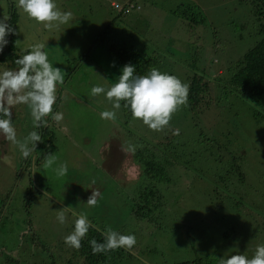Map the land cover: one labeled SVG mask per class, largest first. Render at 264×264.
<instances>
[{"label": "rangeland", "instance_id": "1", "mask_svg": "<svg viewBox=\"0 0 264 264\" xmlns=\"http://www.w3.org/2000/svg\"><path fill=\"white\" fill-rule=\"evenodd\" d=\"M129 1L55 0L72 19L47 30L18 9L16 0H0V19L9 16V8L19 13V48L27 53L32 45L45 43L49 62L66 73L53 106V113H63V121L45 118L53 131L48 145L56 148L45 154L58 158L52 168H43L41 149L23 158L17 146L0 136V264L12 249L23 264H44L45 257L53 264L60 258L80 264L76 252L70 258L64 237L82 213L104 232L111 227L135 236L130 253L114 264H165L196 257L206 259L204 264H219V259L236 254L251 258L264 244V111L257 115L263 107L221 75L228 76L227 67L257 40L256 0H133L132 10L120 16L114 3ZM185 13L192 15L193 24ZM114 50L139 52L149 59L142 75L156 68L176 76L188 89L193 76L203 75L209 91L196 110L188 112L184 104L163 131H152L122 105L115 110L103 94L90 95L95 85L108 88L118 82L129 64ZM13 68L0 65V71ZM105 110L116 111V119H101ZM12 112L18 140L38 130L26 105ZM174 126L188 134L175 137ZM199 133L221 145L202 151ZM170 141L171 152L166 147ZM183 143L189 148L181 150L185 158L177 162L173 152ZM129 144H136V152L126 150ZM140 150L157 154L170 175L166 184L148 176L145 165L136 161ZM169 161L179 164L174 167ZM61 163L68 172L57 178L53 169ZM231 165L226 184L233 188L225 193L221 184L209 195L207 183ZM152 182L162 188L164 204L155 203L150 193L140 196V189H150ZM174 189L182 191L177 203ZM92 191H99V203L84 206L85 193ZM62 208L67 217L63 225L56 219Z\"/></svg>", "mask_w": 264, "mask_h": 264}, {"label": "clouds", "instance_id": "2", "mask_svg": "<svg viewBox=\"0 0 264 264\" xmlns=\"http://www.w3.org/2000/svg\"><path fill=\"white\" fill-rule=\"evenodd\" d=\"M16 6L29 19L43 25L47 30L58 28L72 19V13L59 10L55 0H16ZM9 19L7 15L0 19V53L8 44L6 37L9 34H16L15 29L7 23ZM45 47V43L32 45L30 51L15 60V64L19 66L16 70L0 71V136L17 146L23 158H28L36 151L37 143L43 142V139L37 131H31L23 141L17 139L12 122V109L15 106L28 107L34 129L46 127L48 121L45 118L49 116L57 124L63 121V113H53V106L57 99V85L64 83L66 73L49 62ZM135 71V66L124 65L118 82L108 88L95 85L91 88L90 95L97 97L103 94L115 110H119L123 102V107L130 110L134 120L142 121L152 131H163L177 109L186 104L188 85L182 83L176 76L162 73L156 68H151L147 75H134ZM100 116L101 119L114 121L116 111L105 110ZM126 150L135 151V147L129 144ZM57 160L52 153L46 155L43 168L45 170L52 168ZM53 171L57 178H61L67 174L68 166L61 163ZM98 197L99 191H92L86 204L89 207L96 206ZM66 208L57 211L56 219L61 225L67 220ZM91 227L87 215L80 214L74 221L73 231L64 237L65 245L79 250ZM104 238L103 243H98L95 239L89 241L93 254L118 248L131 249L136 244L134 235H123L110 227L104 233ZM219 264H264V244L256 247L251 258L236 254L219 259Z\"/></svg>", "mask_w": 264, "mask_h": 264}, {"label": "trees", "instance_id": "3", "mask_svg": "<svg viewBox=\"0 0 264 264\" xmlns=\"http://www.w3.org/2000/svg\"><path fill=\"white\" fill-rule=\"evenodd\" d=\"M131 1L123 5L119 4V7L117 8H120V12H119L120 16L127 15L129 11L132 10L134 5L131 4ZM256 4L258 7V10L254 12L253 14H255V19H256L255 21L257 23V40L253 42L252 44L248 45L244 49V51L241 52L242 55L235 59V62L233 63L232 66L227 67L228 70H231L228 76H226V74L224 73H222L221 75H222V78L225 79L228 83H232L233 87H238L247 92L249 91L252 94L251 97L253 98V101L256 104L261 105L263 107L262 110H257L258 112L257 115L258 117H260L264 111V0H256ZM8 14H9L10 19L7 21V23L12 28L15 29L16 34L15 35L9 34L6 37V39L8 40V44L4 47L3 52L0 53V65L4 63H9L10 66L12 65L14 67L13 69H17L19 66L15 64V60L20 58L26 53H24L18 46L19 13L15 12L14 9L10 10L9 8ZM191 16L192 15L190 13H185L183 15V17L185 18L190 17V22L193 24L194 18ZM114 52H116L123 61H126L127 63L135 66L136 71L134 75H142L143 73L146 72V68L149 67V59L139 54V52L128 51V50H124L123 52H119V53L114 50ZM209 87H210L209 82L205 80V77L203 75L196 74L195 76H193L192 81L189 84V89H188V104L187 105L185 104L184 108L188 112L190 111V109H193V108H195L196 110L200 106L202 99L208 93ZM121 105H122L123 111L131 114L130 110L125 109L123 107V102H121ZM206 106L208 107L209 104L208 105L206 104ZM201 108L202 107H200L199 109ZM50 124L51 123H48L46 127H41V128H38L37 130V132L41 135L43 139V142H38L36 146V150L41 149V152H43L41 156L42 159H44V157L46 156L45 152L47 151V149H49L50 151L51 150L53 151L56 149L53 147L55 146L54 143H52L51 145L50 144L48 145V142L52 141L51 139H48L52 137V136H49V134L53 133V131L50 130ZM198 126H199V123L197 121V128ZM175 130L177 132L175 137H177L178 135L188 134L187 130L185 132L183 130L180 131L177 129L176 126H174V129H172V131L175 132ZM190 137H193V136H190ZM196 139H197V144L201 142V145L199 146L202 147V151H205L206 149L209 150L210 148L219 147L221 145L220 142H218L216 139H215V142H213L214 139L208 136H203L201 133L198 134V137ZM198 139L200 140V142ZM135 145L136 144H133V146ZM168 145L169 146H166V147L169 150L167 149L166 150L171 152L173 150L171 146H174V145L171 141L168 143ZM177 145L179 144L177 143ZM176 147L177 149H176V152H173V157L178 162V159L185 158L184 156H182L183 152L181 150H185V149L187 150L189 148V143H183V148H179L178 146ZM136 150L137 148H135V152ZM135 157H136V161H139L141 162L142 165H145V170L148 176H150L151 178H156V180L158 178L160 181H163L165 184L168 182V179H170V175L166 173V168L163 165V163H159V160H157L158 156L156 153L150 152V150L149 151L140 150L135 154ZM217 159L218 158H216V160ZM176 161H169V163H171L172 166L175 167L176 165L179 164V163L177 164ZM231 169H232V165L227 168H224L222 174L218 171L214 174V180L212 179V181L207 183L208 187L211 190L209 195L214 194L215 191L219 189L218 185H221V184H225V187H223V192L225 193L229 192L230 188H233V186H231L230 184H226V181H227L226 179L228 178V174L231 173ZM226 172H228V174ZM240 177H242L241 174H240ZM243 177H245V175H243ZM212 184H215V189H214V185ZM150 186H151L150 189L149 188H145L144 190L140 189V192H139L140 196H143L145 198L146 196H149L148 194L150 193V195L152 194L154 198H156V199H153L155 203L164 204L163 201L165 199V195L164 193H162V190H161L162 188H158L154 182H152ZM173 191H177V189H174ZM181 194H182V191L178 190L176 197H173V201L176 200V203H177L178 198L180 197ZM210 200L212 204L218 205L219 203V201L216 198L215 199L210 198ZM98 203H99V200H98ZM170 204H172V201ZM146 208L147 210H150V207L148 205L146 206ZM140 209L141 207H139L138 210ZM91 224H92V227L89 229L86 237L82 240V247L79 250L71 248L72 251H71L70 258L73 257L72 255H74L76 252L75 256L79 259L80 264H114L115 262L117 261L119 262L122 258L127 256L126 253H130V249L118 248V249L111 250L108 252H100V253L93 254L89 241H91L92 239H95L98 243L105 242V238H104L105 232L100 230L93 223ZM191 229H192V226H188V230L191 231ZM13 250L14 249L8 251V254H7L8 258L5 259V262H3V264H21V261H19V259L14 258L12 256L11 251ZM209 256H214V254L212 255L210 254ZM205 260L206 259L202 260V257H196L194 260H191V261L170 262V263H165V264H204ZM76 263L77 262L76 261L74 262L73 260L69 262V259L66 262L63 258H60L58 264H76ZM44 264H53V263L51 260L49 263L48 257H45Z\"/></svg>", "mask_w": 264, "mask_h": 264}, {"label": "flooded vegetation", "instance_id": "4", "mask_svg": "<svg viewBox=\"0 0 264 264\" xmlns=\"http://www.w3.org/2000/svg\"><path fill=\"white\" fill-rule=\"evenodd\" d=\"M36 151H38V150H36ZM87 186L91 189L92 187H91V185L89 184V183H87ZM97 186H102L100 183L97 185ZM92 194V192H89V194H87V193H85V201L87 202V199H88V197L90 196ZM87 204L86 203H84V206H86ZM73 220H74V218H73ZM72 220V223H70L69 225H68V228H70V229H74V221ZM16 249H14L13 251H11V253H12V256L14 257V258H17V259H19V252H16L15 251ZM20 260V259H19ZM15 261V260H14ZM3 262H5V259H3ZM21 264H23L22 262H21ZM29 264H31V261H29Z\"/></svg>", "mask_w": 264, "mask_h": 264}, {"label": "built area", "instance_id": "5", "mask_svg": "<svg viewBox=\"0 0 264 264\" xmlns=\"http://www.w3.org/2000/svg\"><path fill=\"white\" fill-rule=\"evenodd\" d=\"M115 7H119V4L118 3H115Z\"/></svg>", "mask_w": 264, "mask_h": 264}]
</instances>
